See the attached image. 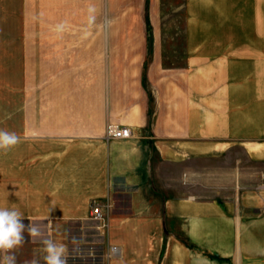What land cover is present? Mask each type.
Segmentation results:
<instances>
[{"label":"crops","instance_id":"1","mask_svg":"<svg viewBox=\"0 0 264 264\" xmlns=\"http://www.w3.org/2000/svg\"><path fill=\"white\" fill-rule=\"evenodd\" d=\"M48 3L41 40L20 33L24 0H0V129L20 137L0 151V207L67 264H264V0ZM41 41L54 81L46 117L25 119V46ZM24 235L17 264H45Z\"/></svg>","mask_w":264,"mask_h":264},{"label":"rangeland","instance_id":"2","mask_svg":"<svg viewBox=\"0 0 264 264\" xmlns=\"http://www.w3.org/2000/svg\"><path fill=\"white\" fill-rule=\"evenodd\" d=\"M170 1V0H168ZM175 1V0H171ZM48 0H24V7L22 13L23 30L20 33L24 38L31 39L33 37H40L47 39L49 32V24H54L60 18L59 14L54 13V9L49 12ZM19 9V8H18ZM62 14V13H61ZM20 17V14H19ZM59 17V18H58ZM58 18V19H57ZM146 21L150 27L149 15L146 14ZM52 36V35H51ZM40 45V52L35 54L32 52V46H25V55L23 61V91H24V118L28 119L35 117H46L47 112V90L49 81H54L53 73L49 77V56L47 53V45ZM37 48V47H36ZM148 63H145L147 65ZM54 63L52 62V68ZM26 128V126H25ZM127 207H123L125 210ZM96 220L85 224L84 229L89 231L100 232L92 236L96 240L98 250L105 248V228L97 227Z\"/></svg>","mask_w":264,"mask_h":264},{"label":"clouds","instance_id":"3","mask_svg":"<svg viewBox=\"0 0 264 264\" xmlns=\"http://www.w3.org/2000/svg\"><path fill=\"white\" fill-rule=\"evenodd\" d=\"M19 142L17 134L0 129V151L7 152ZM23 221V213L18 209L0 207V253H4L0 264H17L15 249L25 242V231L33 240H39L43 244L45 264H67L65 245L45 238L40 225L25 224ZM26 264H39V261L33 259Z\"/></svg>","mask_w":264,"mask_h":264},{"label":"built area","instance_id":"4","mask_svg":"<svg viewBox=\"0 0 264 264\" xmlns=\"http://www.w3.org/2000/svg\"><path fill=\"white\" fill-rule=\"evenodd\" d=\"M106 135L110 138H126L131 135V129L124 125L112 123L108 125ZM92 215L95 219L104 218L102 206L97 202L92 205ZM113 250L116 251L115 247H113Z\"/></svg>","mask_w":264,"mask_h":264}]
</instances>
